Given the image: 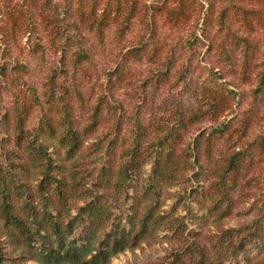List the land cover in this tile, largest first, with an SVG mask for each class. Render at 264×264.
I'll return each mask as SVG.
<instances>
[{"label": "trees", "instance_id": "trees-1", "mask_svg": "<svg viewBox=\"0 0 264 264\" xmlns=\"http://www.w3.org/2000/svg\"><path fill=\"white\" fill-rule=\"evenodd\" d=\"M49 3L23 0L7 9L9 27L0 34V264H10L24 251L38 264H111L114 257L136 250L159 232L184 242L163 264L249 262L253 246L263 247L259 242L264 239V209L252 224L224 231L211 253L195 242L196 233L187 224L190 218L178 215L180 208L194 214V203L204 212L202 218L226 217L235 208L250 147L219 162L213 149L224 135L231 136L226 122L208 135L203 129L193 138L185 135L206 118L219 122L228 99L238 98V93L205 84L196 90L201 96L193 108L162 115L153 111L149 97L169 82L175 62L171 53L163 61L157 56L160 27L183 29V43L194 49L201 40L197 31L207 32L209 38L210 8L195 10L196 5L204 8L200 0H67L48 12ZM33 11L46 23L42 35ZM158 21L168 26H158ZM136 22L144 25L139 41L122 46ZM113 31L120 39L114 68L103 70L102 94L90 109L88 123L82 124L78 110L99 51L89 36L106 51L104 39ZM223 53L226 65L231 56L224 47ZM251 57L245 43L242 77L249 75ZM32 59L50 64L41 93L33 80ZM146 60L158 66L131 92L135 132L126 157L116 160L124 112L112 102L114 91L132 76L133 64ZM255 96H264V72ZM5 98H10L9 107ZM146 110H152L149 124L142 118ZM108 117L112 126L100 135ZM246 132L242 123L235 132L238 140ZM88 137L94 138L91 146L98 152L92 171L80 164ZM12 141L14 149L8 150ZM185 184L173 208L165 210L167 191ZM75 199L83 205L73 206Z\"/></svg>", "mask_w": 264, "mask_h": 264}, {"label": "rangeland", "instance_id": "rangeland-1", "mask_svg": "<svg viewBox=\"0 0 264 264\" xmlns=\"http://www.w3.org/2000/svg\"><path fill=\"white\" fill-rule=\"evenodd\" d=\"M40 5L49 3L47 11L54 10V5H63L67 0H37ZM202 6L196 5L195 10L203 12L210 8L209 13V38L206 33L197 31L201 39L200 42L191 49L183 43L186 32L183 29H168L160 27L157 39V56H161L160 60H165L171 53L175 62L171 67V75L169 82L166 83L156 94L150 92V103L156 113L169 112L168 110H179L186 112L196 105L197 98L201 96L196 90L206 85L215 86L223 89L230 88L236 91L238 98L228 99L227 111L221 114V119L216 122L212 119H204L202 122L194 126L191 131L185 135V138H193L200 133V130H207V134L211 133L216 127L227 123L230 137L223 136V139L217 141L213 149L214 160L222 162L224 158L230 156L235 151L243 148H249L251 158L248 159L245 171L242 174L241 186L235 195L236 205L228 216L214 215L209 217L203 216V211L199 212V205L194 203V214L189 215L186 209H178L179 216H188L187 224L190 229L196 233V241L205 247L208 253L214 251L215 246L221 239L224 231L229 229H238L252 224L258 218L259 209H264V96L257 98L255 89L257 88L259 78L264 72V0H211V3L200 0ZM23 0H0V34L4 33L9 27L7 19V9L20 4ZM150 3V2H149ZM29 8V3H27ZM39 11V10H37ZM33 11L35 24L42 35V30L46 23L36 15ZM70 22L76 18L69 19ZM196 22V17L191 20L189 25ZM136 22L134 31L130 33L122 43L135 44L139 41L141 28ZM202 21H200L199 28ZM158 26H168L165 22L158 21ZM144 26V25H143ZM203 34V35H202ZM91 43L95 42L97 55L94 59V66L90 68L88 74L91 75V81L85 83V102L79 106L78 116L82 124L88 123V116L92 114V106L97 103V98L102 94L101 85L106 82V78L102 75L104 69L114 68L113 59L118 49L120 39L117 38L115 31L109 32L105 39L104 45L106 51H102L100 44L93 35L89 36ZM206 37V38H205ZM210 40V46H208ZM24 42L27 38L23 39ZM101 43V44H103ZM245 43L250 46V71L247 77H242V69L245 66ZM94 44V43H93ZM96 46V45H95ZM223 47L229 53V61L226 62L223 53ZM101 50V51H100ZM32 67L36 68L34 72V82L39 92H43V86L47 69L50 64L32 59ZM158 65L154 60H146L142 64H133L131 66L132 76L125 81L122 86H118L114 91L113 103L117 104L124 114L121 116L123 125L120 126L118 139V149L115 156L116 160L120 156L126 157L128 148L133 141V134L136 123V114L133 111V102L131 92L135 86L140 85L144 78L149 74L150 70ZM127 78V77H126ZM6 99V98H5ZM10 98L5 100L9 107ZM149 111V109H148ZM152 111V110H151ZM147 110L143 112L142 118L146 124H149V114ZM159 115H156L158 119ZM154 118V121L156 119ZM105 119L100 128V135L112 126V120ZM115 120H113L114 123ZM247 127L246 136L238 140L236 131H240V127ZM153 129H151L152 131ZM151 134L147 140L153 139ZM93 137H88L83 146L80 164L83 170L92 171L95 162L98 160V152L92 147ZM261 143H263L261 145ZM14 149L12 141L8 150ZM180 151V150H179ZM0 160H2L0 156ZM220 164V163H219ZM204 167L207 168L206 162ZM150 168V166H149ZM199 168V167H197ZM211 182L209 180L207 185ZM30 184H34L33 181ZM93 185V182L90 184ZM188 184L181 187H174L167 191V202L164 206L165 210H170L176 203V199L184 193V188ZM165 195V196H166ZM170 195V196H169ZM73 206H82L83 200L75 199ZM193 215H200L201 219L197 221ZM195 220L197 223H195ZM262 240V241H261ZM260 245H256L248 253L249 262L241 261L239 264H264V239H260ZM184 245L181 239H177L172 235H165L159 232L151 239L145 241L136 250H129L112 259L111 264H163L170 259L173 252ZM11 250H15L11 248ZM24 256L18 257L15 254V260H10V264H38L34 259H30L32 254L23 252ZM18 257V258H17Z\"/></svg>", "mask_w": 264, "mask_h": 264}]
</instances>
